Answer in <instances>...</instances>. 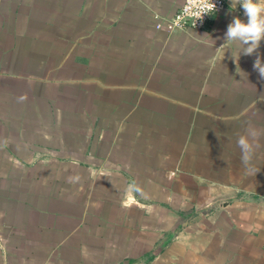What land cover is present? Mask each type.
<instances>
[{
  "label": "crops",
  "instance_id": "crops-1",
  "mask_svg": "<svg viewBox=\"0 0 264 264\" xmlns=\"http://www.w3.org/2000/svg\"><path fill=\"white\" fill-rule=\"evenodd\" d=\"M182 4L0 0V264H264V77L223 39L247 18L170 32Z\"/></svg>",
  "mask_w": 264,
  "mask_h": 264
},
{
  "label": "clouds",
  "instance_id": "clouds-1",
  "mask_svg": "<svg viewBox=\"0 0 264 264\" xmlns=\"http://www.w3.org/2000/svg\"><path fill=\"white\" fill-rule=\"evenodd\" d=\"M238 8L243 9V15L247 20L245 21L239 16L232 18L223 36L224 45L232 43L239 45V56H252L255 54L256 59L253 67L259 72L261 77H264V56L258 53L261 42H264V0H237ZM216 12V4L213 0H208L204 9L196 13V15L201 17L199 20H202L205 14L211 15ZM256 136L257 132L250 128L237 141L241 148L242 161L248 172L254 170L251 166V161L256 147Z\"/></svg>",
  "mask_w": 264,
  "mask_h": 264
},
{
  "label": "built area",
  "instance_id": "built-area-1",
  "mask_svg": "<svg viewBox=\"0 0 264 264\" xmlns=\"http://www.w3.org/2000/svg\"><path fill=\"white\" fill-rule=\"evenodd\" d=\"M213 2L216 4L217 12L211 15L205 14L203 19L199 20L201 17L196 13L204 9L208 0H183L176 14L166 21V27L170 32L204 29L210 18L222 13L227 5V0H213Z\"/></svg>",
  "mask_w": 264,
  "mask_h": 264
}]
</instances>
